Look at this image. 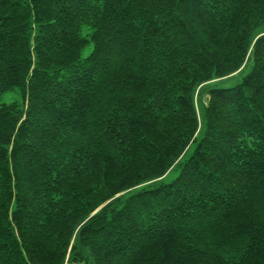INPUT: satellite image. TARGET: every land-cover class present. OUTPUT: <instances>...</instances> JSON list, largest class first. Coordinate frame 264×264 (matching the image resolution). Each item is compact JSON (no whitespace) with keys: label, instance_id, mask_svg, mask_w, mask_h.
Listing matches in <instances>:
<instances>
[{"label":"trees","instance_id":"trees-1","mask_svg":"<svg viewBox=\"0 0 264 264\" xmlns=\"http://www.w3.org/2000/svg\"><path fill=\"white\" fill-rule=\"evenodd\" d=\"M0 264H264V0H0Z\"/></svg>","mask_w":264,"mask_h":264},{"label":"rangeland","instance_id":"rangeland-1","mask_svg":"<svg viewBox=\"0 0 264 264\" xmlns=\"http://www.w3.org/2000/svg\"><path fill=\"white\" fill-rule=\"evenodd\" d=\"M248 69V68H247ZM243 73H246V71H244ZM237 79H238V77H235V80H233V81H237Z\"/></svg>","mask_w":264,"mask_h":264}]
</instances>
